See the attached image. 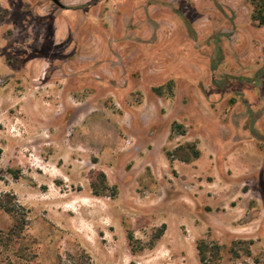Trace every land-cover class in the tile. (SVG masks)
I'll list each match as a JSON object with an SVG mask.
<instances>
[{
    "label": "rangeland",
    "instance_id": "1",
    "mask_svg": "<svg viewBox=\"0 0 264 264\" xmlns=\"http://www.w3.org/2000/svg\"><path fill=\"white\" fill-rule=\"evenodd\" d=\"M57 2L0 0V232L22 264H264L254 4Z\"/></svg>",
    "mask_w": 264,
    "mask_h": 264
},
{
    "label": "trees",
    "instance_id": "2",
    "mask_svg": "<svg viewBox=\"0 0 264 264\" xmlns=\"http://www.w3.org/2000/svg\"><path fill=\"white\" fill-rule=\"evenodd\" d=\"M254 4L255 17H257L260 22L259 25H264V0H250ZM166 87L171 89V84H166ZM167 156L171 159H178L183 162H190L197 159L199 156V151L195 149L194 144H186L179 146L172 152H168ZM10 212L11 210H6ZM21 224V223H20ZM14 228V227H13ZM13 233V231H12ZM199 245H202L200 243ZM198 245V247H199ZM27 251L26 248H12V234L11 231L6 233L0 232V264H22L29 258H25L24 253ZM203 253V252H202ZM199 254V259L201 264H207L203 254ZM33 258V256L31 257Z\"/></svg>",
    "mask_w": 264,
    "mask_h": 264
},
{
    "label": "water",
    "instance_id": "3",
    "mask_svg": "<svg viewBox=\"0 0 264 264\" xmlns=\"http://www.w3.org/2000/svg\"><path fill=\"white\" fill-rule=\"evenodd\" d=\"M55 4H58L57 0H52Z\"/></svg>",
    "mask_w": 264,
    "mask_h": 264
}]
</instances>
